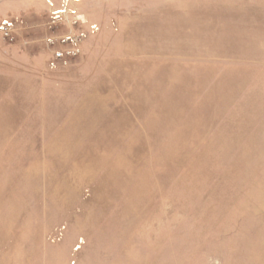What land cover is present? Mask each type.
Masks as SVG:
<instances>
[{"label":"rangeland","instance_id":"374dc122","mask_svg":"<svg viewBox=\"0 0 264 264\" xmlns=\"http://www.w3.org/2000/svg\"><path fill=\"white\" fill-rule=\"evenodd\" d=\"M0 264H264V0H0Z\"/></svg>","mask_w":264,"mask_h":264},{"label":"built area","instance_id":"2783aa9c","mask_svg":"<svg viewBox=\"0 0 264 264\" xmlns=\"http://www.w3.org/2000/svg\"><path fill=\"white\" fill-rule=\"evenodd\" d=\"M2 32L5 37L11 38L12 28L7 23L3 25ZM62 41L64 42V45L58 46L57 37H51L47 40L49 47H52L51 67L53 69L68 67L81 52L77 46V39L71 36H65L63 37Z\"/></svg>","mask_w":264,"mask_h":264}]
</instances>
